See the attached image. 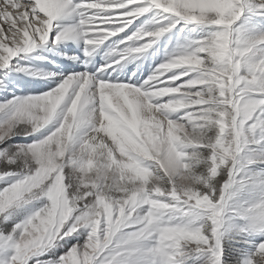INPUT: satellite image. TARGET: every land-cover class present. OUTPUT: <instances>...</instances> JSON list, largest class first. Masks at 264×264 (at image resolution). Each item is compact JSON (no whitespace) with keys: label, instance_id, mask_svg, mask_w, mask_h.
Masks as SVG:
<instances>
[{"label":"snow or ice","instance_id":"1","mask_svg":"<svg viewBox=\"0 0 264 264\" xmlns=\"http://www.w3.org/2000/svg\"><path fill=\"white\" fill-rule=\"evenodd\" d=\"M148 13L161 17L159 26L125 35L110 63L0 104V145L21 126L37 137L0 148L7 166L0 167L7 182L0 223L21 204L50 202L10 231L0 228V264H195L199 254L224 264L228 213L245 221L240 234L264 235V200L229 206L237 185H264V169L253 171L264 165V145L253 135L264 138V32L246 37L252 17L264 20V0H0V70L70 37H82L91 56ZM73 17L74 25L61 24ZM179 25L181 33L189 25L209 31L138 86L108 79V69L147 53ZM57 206L49 224L46 214ZM33 232L41 239L29 244ZM80 236L84 242L56 260L40 259ZM244 242L252 251L241 264H264V240Z\"/></svg>","mask_w":264,"mask_h":264},{"label":"rangeland","instance_id":"2","mask_svg":"<svg viewBox=\"0 0 264 264\" xmlns=\"http://www.w3.org/2000/svg\"><path fill=\"white\" fill-rule=\"evenodd\" d=\"M246 15H249V13H246ZM147 16V15H146ZM146 16L142 17L140 21H142L141 24L135 25L129 30H127V33H120L119 36L113 37L109 40H107L103 45L97 46L94 54L92 53L91 56L86 57L85 53L82 52L81 57L78 59V68L82 67L81 72H79L76 67H71L68 70H64L61 72H58V69H55L50 67V65H60L63 64L65 61V58H62L64 56L63 54L58 55L63 50L56 49L55 45L52 44H46L44 48L37 49L36 54H20L16 58H14L7 69L0 70V73L3 72L2 76H9V79H5L3 81V84L7 85V88L5 91L2 90L3 86H0V104H3L7 101H11L14 97L16 98H23L30 95H39L44 92H47L50 89H54L58 84L61 82V76L66 77L70 71L73 70L74 73H83L87 69V67H90V63L92 60L96 59L98 57L99 65H104L106 63H110L113 59L112 56H109L108 53L112 51L114 48H116L117 42L122 39L125 35H130L133 32H135L137 29L144 28L145 30H151L159 26V22L161 21V17L155 14L148 15V18L144 19ZM62 20L61 24H63ZM149 23V24H148ZM146 26H148L146 28ZM136 27V28H135ZM183 27V26H181ZM247 32L246 37L251 38L255 35L264 32V20L259 19L258 17H252L250 22L246 25ZM209 29L203 28V27H195L192 25H189L186 27L185 31L183 33L177 32H169L170 35H174L175 37L173 39H164V35L162 38H158L157 42L160 46L161 42L163 44V41L166 44V47L169 51H172L170 54V57L174 56L175 52H173L176 49V44L179 42V48H181L183 45L189 43L192 40H198L202 36H204ZM169 35V36H170ZM82 38V37H81ZM81 38H69L67 41L74 42ZM66 41V40H65ZM178 43V44H179ZM64 41L58 44V46H63ZM85 45V43H84ZM42 46V45H38ZM164 47V48H166ZM64 49V47H63ZM162 49V48H161ZM178 49V48H177ZM68 51V49H65ZM98 52V53H97ZM97 53V54H96ZM53 54L58 55L59 59L55 58ZM68 54V53H67ZM84 54V59L87 60L86 63H81V58ZM76 55H73L75 57ZM145 54L134 56L129 58L128 60L124 61L122 64L117 65L114 69L110 68L108 71H123L121 73V79H116V82H127L131 84H136L138 86L139 84H142L144 80H146L150 75H152V71L154 70V67L149 64V61L146 57H144ZM164 59V57H163ZM72 63L75 64L73 60H70ZM60 64H59V63ZM49 64V65H48ZM86 64L88 66L86 67ZM18 68H25L27 71H17ZM90 69V68H89ZM89 73H92L91 70L87 71ZM55 73L57 74L55 78L51 77L50 74ZM109 73V72H108ZM107 73V74H108ZM15 76L17 79H12V77ZM108 76V75H107ZM112 81L114 79L112 78ZM136 82V83H135ZM51 127V124L48 126ZM23 126H21V129H18V131L21 133L19 135L13 136L10 140H7L6 142H12L9 144L10 146L14 145H27L31 144L34 139L37 137L34 136H25L23 134ZM47 131V128L45 129V132ZM40 134L38 133L37 136ZM255 138L262 140V145H264V138H262L260 130H257L254 134ZM1 147V145H0ZM8 147V145L6 146ZM3 147V148H6ZM251 147H259V146H248L244 148V152H248L249 148ZM243 155V153H242ZM23 165L22 163H17V165L12 166V170L16 171L19 168H21ZM2 168H7L6 165H0ZM261 169H264V165L262 166H256L253 171H260ZM67 171V170H66ZM250 175V173L247 172V170L243 173H241V176ZM261 179H264V176L260 177ZM12 179H16L15 177ZM7 182H0V188H3L6 186ZM235 193L233 200L230 202V207L234 206H243V207H251L255 205L256 203H259L261 200H264V185H258L255 183H249L245 181L243 185H237L234 189L231 190ZM50 202L46 199H42L40 201H33L26 205L21 204L13 209H11V216L7 223H0V228H3L5 231H10L11 227L16 224L20 223L24 219H26L29 215H31L35 210L45 206L46 204H49ZM245 224V221L240 219H233L231 213H228L226 215V223L225 227L222 233V240H223V261L224 264H241L242 261H245L248 256L250 255L252 248L249 244L245 243V240H251L254 241L256 244H258L261 240H264V235H243L240 234L238 231V226H243ZM236 225V226H233ZM85 237L80 236L79 240L73 239L71 237L68 238L69 243L66 247H59L50 250L47 255L41 257L42 260H56L59 256H61L64 252H66L69 248L72 247L73 244L76 243H83ZM61 244L64 243V241L60 242ZM195 264H208L209 257L207 254H199L194 257ZM188 264H193V261H189Z\"/></svg>","mask_w":264,"mask_h":264},{"label":"clouds","instance_id":"3","mask_svg":"<svg viewBox=\"0 0 264 264\" xmlns=\"http://www.w3.org/2000/svg\"><path fill=\"white\" fill-rule=\"evenodd\" d=\"M120 150H121V151H124V145H123V144H121V148H120ZM126 167L131 168V169L137 171V174H138V175L141 173V170L136 169V168H135V165L132 164V163L126 165ZM185 183H186V181L183 180V179H181V180L178 181V184H181V185H183V184H185ZM59 211H60V209H59V207L57 206V207H54L53 209H51L50 212L46 214V219H47V222H48L49 224L55 219V217H56V215L58 214ZM32 237H33V238L30 239L29 242H28L29 244H35V243H37L38 240L41 239V235H40L39 232H33V233H32Z\"/></svg>","mask_w":264,"mask_h":264},{"label":"trees","instance_id":"4","mask_svg":"<svg viewBox=\"0 0 264 264\" xmlns=\"http://www.w3.org/2000/svg\"><path fill=\"white\" fill-rule=\"evenodd\" d=\"M2 86H3L2 90L5 91V90L7 89L6 85L3 84ZM10 143H12V142H9V143H8V142H5V144H2L0 148L6 147L7 145H8V147H9V144H10Z\"/></svg>","mask_w":264,"mask_h":264},{"label":"bare ground","instance_id":"5","mask_svg":"<svg viewBox=\"0 0 264 264\" xmlns=\"http://www.w3.org/2000/svg\"><path fill=\"white\" fill-rule=\"evenodd\" d=\"M37 49H39V47L37 46L36 48H34L33 50H36L37 51ZM62 58H65V55L64 56H62ZM65 59H67V58H65ZM108 75V79H110V80H112V74H107Z\"/></svg>","mask_w":264,"mask_h":264}]
</instances>
